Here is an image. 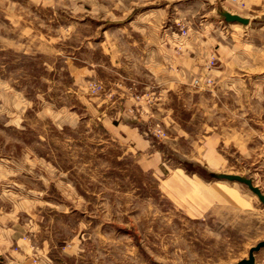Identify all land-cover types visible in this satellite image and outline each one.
I'll list each match as a JSON object with an SVG mask.
<instances>
[{
  "label": "rangeland",
  "instance_id": "1",
  "mask_svg": "<svg viewBox=\"0 0 264 264\" xmlns=\"http://www.w3.org/2000/svg\"><path fill=\"white\" fill-rule=\"evenodd\" d=\"M200 67L225 73L206 86ZM123 87L153 97L123 117ZM176 173L233 196L201 210L172 190ZM223 173L264 188V0H0V216L30 245L47 241L46 264L248 258L264 240V204ZM256 255L264 264V248Z\"/></svg>",
  "mask_w": 264,
  "mask_h": 264
},
{
  "label": "crops",
  "instance_id": "2",
  "mask_svg": "<svg viewBox=\"0 0 264 264\" xmlns=\"http://www.w3.org/2000/svg\"><path fill=\"white\" fill-rule=\"evenodd\" d=\"M183 63H181L180 66V71H181V76L178 78H181V82H183L184 77H185V73L186 75H188L189 73V67H185V64L188 63H184V60H182ZM147 63H145L144 66H148L151 69L156 68L157 64H155L152 60V58L150 57L149 61H148V65H146ZM167 68H171L174 69L173 63L172 61L167 60ZM173 70H171L172 73ZM199 72L202 75H206L205 77L207 78H214L216 79H222L225 73V69L224 67L218 70L215 69H211V70H206L205 67H200L199 68ZM149 81L150 83L152 82V76L154 79L157 78L156 74H149ZM173 77H171V82H173ZM221 81V80H220ZM147 89V87H146ZM143 94H136L135 92H133V87H123L122 91H121V101H120V105H118V109L119 112L118 114L121 116H127L131 111H130V107L131 104L133 102L139 103L140 101H145L148 99H152V94L154 92H151L150 89H148V91L142 92ZM110 100V99H109ZM139 100V101H138ZM142 103V102H141ZM121 105H123V110L124 113L121 112ZM128 112V113H127ZM131 114V113H130ZM124 124V122H121ZM114 127H116L114 125ZM117 128H119L120 130H123L124 132L127 133V136L129 139L132 140H136L135 142L137 143L138 147H144V146H148L151 147L149 141L145 140L142 131L140 130V128L138 127H133L129 124L127 125H122L120 124ZM127 130V131H125ZM219 140L216 139V137L214 135H209L205 138V142L203 144V148H210L212 149V147L214 146L215 143H219ZM215 142V143H214ZM214 143V144H213ZM155 158V156H154ZM205 163H207V165H209L208 163H210L211 165L209 166H218L220 163V160L217 159L215 154H212L211 152H208L207 154H205ZM156 160V158H155ZM207 165L204 164V167L207 168ZM211 168V167H210ZM209 170V169H208ZM215 170V169H214ZM210 172H215V171H210ZM228 174H232V173H228ZM251 179V178H250ZM253 180V179H252ZM255 181V180H253ZM256 183V181L254 182V184ZM169 185L171 186L172 190H174L176 193H180L182 195V197L184 199H186V197L190 198V200L193 198L195 200V202L198 204L199 209L206 211L207 209H209L212 205H215L217 202L221 203L222 201H226V199L232 195V192L229 193V191L223 187L222 185H218V183H213V184H208L207 182H204L203 180L200 179H194L193 177H190L189 174H179L176 173L175 175H173L169 181ZM256 186H258L259 188H261L262 192L264 193V188L260 186V184H255ZM222 187L225 189L226 191V195L222 194L220 191V188ZM169 190V194H172L173 197H175V193L172 192V190ZM171 191V193H170ZM225 195V197H224ZM177 196V195H176ZM235 197V196H234ZM236 198V197H235ZM261 201V200H260ZM262 202V201H261ZM264 204V202H262ZM184 204H187V209L188 211L191 209H189L188 204L190 205L189 202H186L184 200ZM192 210V209H191ZM200 211V210H199ZM2 217H4V221H7L6 227L4 229V232L6 233L7 236H5V239H0V257L5 258V259H9L11 261V259H14L16 261L21 262L22 264H46L45 263V253H46V242L41 241V245H42V250L38 247H35L34 245H30V243L32 242V240L34 239H23L21 237V232L20 231H16L15 228H9V213H7L4 216H0V221L2 222ZM41 240V239H40ZM40 251V252H39ZM38 252V253H36ZM43 252V254H42ZM39 255H40V259L42 257V260H38L39 259ZM38 258V259H37ZM1 259V258H0ZM255 264H258V255L255 254Z\"/></svg>",
  "mask_w": 264,
  "mask_h": 264
},
{
  "label": "water",
  "instance_id": "3",
  "mask_svg": "<svg viewBox=\"0 0 264 264\" xmlns=\"http://www.w3.org/2000/svg\"><path fill=\"white\" fill-rule=\"evenodd\" d=\"M223 14L225 16V19L229 22H241L245 24L250 22V19L248 17H245L239 13L224 11ZM215 178L219 180H228V181L240 182L246 184L252 190V192L255 193L262 202H264V193L262 192L261 188L256 186L253 180L250 178L236 174H228V173L216 174ZM262 248H264V240L260 241L257 245L253 246L250 249L248 258L242 259L236 264H255V254L259 252ZM157 264H164V263H157Z\"/></svg>",
  "mask_w": 264,
  "mask_h": 264
},
{
  "label": "built area",
  "instance_id": "4",
  "mask_svg": "<svg viewBox=\"0 0 264 264\" xmlns=\"http://www.w3.org/2000/svg\"><path fill=\"white\" fill-rule=\"evenodd\" d=\"M200 82H201L200 79L196 80V83H200ZM212 83H213V79H211V78H206L205 81H204V85H206V86H210ZM90 86H91V89L93 91H97V90H99L101 88V86L98 84V82L91 83ZM6 264H19V263H12V262L9 261Z\"/></svg>",
  "mask_w": 264,
  "mask_h": 264
}]
</instances>
